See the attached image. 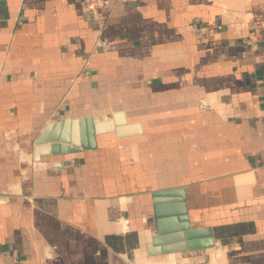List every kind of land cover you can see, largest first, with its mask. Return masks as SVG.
<instances>
[{
	"label": "crops",
	"instance_id": "1",
	"mask_svg": "<svg viewBox=\"0 0 264 264\" xmlns=\"http://www.w3.org/2000/svg\"><path fill=\"white\" fill-rule=\"evenodd\" d=\"M118 112L140 132L35 159L47 122ZM178 188L218 244L150 256L153 193ZM12 258L264 264V0H107L97 17L82 0H0V264Z\"/></svg>",
	"mask_w": 264,
	"mask_h": 264
},
{
	"label": "water",
	"instance_id": "2",
	"mask_svg": "<svg viewBox=\"0 0 264 264\" xmlns=\"http://www.w3.org/2000/svg\"><path fill=\"white\" fill-rule=\"evenodd\" d=\"M114 132L117 137L140 132L138 123L128 124L123 113L113 119L93 116L67 117L47 122L35 139V159L43 155H60L79 149H94L96 136ZM154 211L157 231L147 243L148 255L200 249L218 244L211 227H191L187 215L185 193L182 188L156 191Z\"/></svg>",
	"mask_w": 264,
	"mask_h": 264
},
{
	"label": "built area",
	"instance_id": "3",
	"mask_svg": "<svg viewBox=\"0 0 264 264\" xmlns=\"http://www.w3.org/2000/svg\"><path fill=\"white\" fill-rule=\"evenodd\" d=\"M85 9L92 17H97L101 7H103L107 0H82ZM256 42V36L253 32H249L247 37V45L252 46ZM10 264H20L17 258H12Z\"/></svg>",
	"mask_w": 264,
	"mask_h": 264
},
{
	"label": "rangeland",
	"instance_id": "4",
	"mask_svg": "<svg viewBox=\"0 0 264 264\" xmlns=\"http://www.w3.org/2000/svg\"><path fill=\"white\" fill-rule=\"evenodd\" d=\"M200 106H202V102H200Z\"/></svg>",
	"mask_w": 264,
	"mask_h": 264
}]
</instances>
